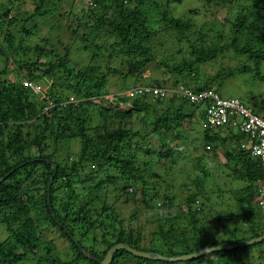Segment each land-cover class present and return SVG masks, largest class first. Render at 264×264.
<instances>
[{
    "label": "trees",
    "instance_id": "obj_1",
    "mask_svg": "<svg viewBox=\"0 0 264 264\" xmlns=\"http://www.w3.org/2000/svg\"><path fill=\"white\" fill-rule=\"evenodd\" d=\"M16 1L0 0V264H98L117 243L170 257L264 235L258 200L264 171L243 147L250 135L231 123L210 127L201 110L204 152L187 150L193 159L178 201L168 186L186 170H175L181 150L171 143L185 140L187 118L194 120L200 109L184 98L136 92L138 86L178 84L217 92L213 84L226 71L207 74L202 68L227 49L248 56L257 68L264 60V0H203L211 10L237 3L217 33L219 43L211 41L210 21L203 32L199 20L181 15L184 0H87L84 7L74 0ZM40 21L46 35L35 40ZM168 30L164 42L176 43L178 57L159 59L153 38ZM117 60L120 67H112ZM150 67L163 72L161 81L149 78ZM205 154L222 158L229 175L245 183L226 189L239 203L237 211H218L223 190L206 187ZM149 176L165 181L166 190ZM142 214L148 216L143 224ZM262 246L264 241L178 263L245 264L247 248ZM126 258L130 264L175 263L118 250L110 264Z\"/></svg>",
    "mask_w": 264,
    "mask_h": 264
},
{
    "label": "rangeland",
    "instance_id": "obj_2",
    "mask_svg": "<svg viewBox=\"0 0 264 264\" xmlns=\"http://www.w3.org/2000/svg\"><path fill=\"white\" fill-rule=\"evenodd\" d=\"M23 2V0H21ZM21 1H16V5ZM87 0H74V4L84 7L86 6ZM22 4V3H21ZM204 1L203 0H184L182 1L181 6L179 8H182L181 15H183V12H187L186 15H192L190 17L193 22L199 20L196 24L198 25L197 28L201 29L202 31L208 30V27L211 25L214 26V36L211 37V41L213 43H219V39L217 38V33L221 32V30H224L225 26L228 25L225 22V17L230 14V9H231V14H234L237 12V3L232 4L231 6L227 8L223 7L222 10H219L217 6H213L212 10L208 9V6H204ZM190 6V7H189ZM198 8L197 11H199V14H189L188 10L190 8ZM26 8H31L30 2H27ZM187 9V10H186ZM157 10V9H156ZM186 10V11H184ZM158 12V11H157ZM155 13V12H153ZM215 13V14H214ZM212 14V16L210 15ZM210 21V25L206 24L205 26L203 25L204 22ZM40 24L39 31L37 36H34L33 39L37 40L44 35H46V31L43 29V23L40 21L38 22ZM203 31V32H204ZM171 32L168 30L165 34L160 35V36H155L154 43L156 44V52L157 56L159 59L163 58L164 56L171 54L174 56L178 57L177 50L179 47L176 45V43H171L170 41L164 42L165 38L169 37ZM5 35V34H4ZM166 35V36H165ZM3 38V34L0 32V39ZM223 40V39H222ZM14 45L17 46V42H14ZM187 43L183 44V50L186 54L187 52ZM221 57L218 59H215V61H210L208 64H205L202 68L203 73L207 74H213L217 73L218 70H223L225 72V77L220 80L216 81L213 84V87L216 88L217 92L219 95L223 98H228V97H235L240 99L242 102L248 104L254 111H256L258 114L263 115L264 111V60H262L259 63V66L255 68L254 61L251 58H248V56L242 55V54H236L233 50L227 49L224 51V53L220 54ZM171 60L178 61L177 58H171ZM9 70H13L15 67V64L13 62V56L12 58H9ZM120 61L117 60L116 62H112L111 66L112 67H120L119 66ZM4 65V60L0 56V69ZM243 66L246 65L247 69L243 71H232V75H229L227 72L229 69L236 68L238 66ZM223 67V68H222ZM148 73H150L149 78L150 79H156L161 81V77H163V72L156 68L150 67L148 70ZM10 78L15 79L17 76H15L14 73L11 72ZM172 79H174V76H169ZM131 81L128 80V85H131ZM154 86H161V85H154ZM112 92L114 91V88H111ZM178 103H176L177 105ZM131 105V102L125 106L129 107ZM183 112L188 114L189 106L183 104ZM201 110L199 112L195 111L194 114V120L192 118L188 117L187 120L190 121V125L186 124L184 126V130H182L181 135L185 137V140L183 138L182 140L179 141H174L171 143V146L177 147L181 150V153H178V158L176 160V164L174 165L175 170L178 172L186 170L182 174V177H179L175 180H173L172 186H168L165 181H160V178L157 177H152L149 176L150 181L154 180H159V183L161 184L162 189H165L168 186V191L174 195L177 196V200L181 201L183 199V193L182 190L184 189L181 188V183H187L186 180V173L187 171L191 168L190 164V158L193 159L192 156L188 155V151H194L192 152L195 156L200 155L201 153L204 152V143H203V131L206 129V124L200 120V114ZM186 132H188L186 134ZM74 147H73V152H76L78 147H79V142L74 141ZM35 150L33 151V153ZM63 156V155H61ZM74 156V155H72ZM71 156V157H72ZM205 165L209 166L207 167L208 175L207 176H201L205 177L207 179L206 181V187L210 188V190H216L217 188L215 186L220 187L223 192L222 195L223 198L221 197L220 200V205L217 207L218 211L223 210L224 214L229 213V212H235L237 211L239 207V203L235 198L232 196L231 193H226V189H239L245 185L243 181H238L237 179H234L230 174V172L224 167L223 165V159L220 158L219 160L217 158L212 157V155L205 154ZM207 163V164H206ZM171 178V176H170ZM172 179V178H171ZM188 179V178H187ZM166 181L169 180V178H165ZM205 181V180H204ZM166 190V189H165ZM182 193V194H181ZM185 195V194H184ZM211 196V193L209 194ZM215 194H212L211 196V203H214L215 199ZM140 222L143 224L145 221V218H148V216L141 215L139 216ZM2 231V230H0ZM5 236V231L3 230L0 232V238H4ZM57 236V235H55ZM54 236V238H55ZM57 239V238H56ZM264 246L262 247H249L247 248V251L245 252L243 256V262L245 264H264ZM128 258H126L127 260ZM130 260H127L123 262L122 264H130ZM156 264H162V263H156ZM166 264H181L178 262L175 263H166Z\"/></svg>",
    "mask_w": 264,
    "mask_h": 264
},
{
    "label": "built area",
    "instance_id": "obj_3",
    "mask_svg": "<svg viewBox=\"0 0 264 264\" xmlns=\"http://www.w3.org/2000/svg\"><path fill=\"white\" fill-rule=\"evenodd\" d=\"M38 91L37 87H33ZM136 92L141 95H152L158 98L180 97L203 110V120L210 127L231 123L235 129L248 133L251 139L243 144L251 156L257 158L264 171V120L244 105L238 98H223L214 89L195 92L184 84L176 87L138 86ZM133 92L129 91V95ZM259 205L264 210V178L259 187Z\"/></svg>",
    "mask_w": 264,
    "mask_h": 264
},
{
    "label": "water",
    "instance_id": "obj_4",
    "mask_svg": "<svg viewBox=\"0 0 264 264\" xmlns=\"http://www.w3.org/2000/svg\"><path fill=\"white\" fill-rule=\"evenodd\" d=\"M52 167H53V171L55 174L56 165L52 164ZM53 175L50 178L48 186H50V184L53 180ZM262 241H264V235H262L260 237L252 238V239H249L246 241L233 243L230 245H219V246H215V247H212L209 249H203V250L191 253V254H184V255H179V256H170V257L159 254V253H154V252L139 251L137 249L130 247L127 244L117 243V244L111 246L107 250L104 258L102 260L98 261V264H110L112 262L114 253L118 250H125L134 256L144 258V259H148V260H153V261L161 260V261H166V262H179V261H187V260L195 259L198 256H200L204 253H207V252L219 251V250H228V249H233V248H238V247H245V246H250L252 244L260 243ZM82 252L85 253L83 250H82Z\"/></svg>",
    "mask_w": 264,
    "mask_h": 264
},
{
    "label": "clouds",
    "instance_id": "obj_5",
    "mask_svg": "<svg viewBox=\"0 0 264 264\" xmlns=\"http://www.w3.org/2000/svg\"><path fill=\"white\" fill-rule=\"evenodd\" d=\"M154 86V85H153ZM160 87H167V86H160ZM171 88V87H170ZM175 97V96H174ZM178 98V97H177ZM235 98V97H234ZM240 100V99H239ZM241 101V100H240ZM242 102V101H241ZM250 108V107H249ZM158 261V260H157Z\"/></svg>",
    "mask_w": 264,
    "mask_h": 264
},
{
    "label": "crops",
    "instance_id": "obj_6",
    "mask_svg": "<svg viewBox=\"0 0 264 264\" xmlns=\"http://www.w3.org/2000/svg\"><path fill=\"white\" fill-rule=\"evenodd\" d=\"M248 106V105H247ZM250 107V106H249ZM252 108V107H251ZM263 113H264V111H263Z\"/></svg>",
    "mask_w": 264,
    "mask_h": 264
}]
</instances>
